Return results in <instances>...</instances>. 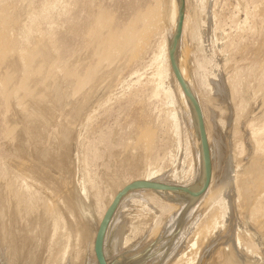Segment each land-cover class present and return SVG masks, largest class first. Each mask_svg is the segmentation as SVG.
<instances>
[{"label":"rangeland","instance_id":"1","mask_svg":"<svg viewBox=\"0 0 264 264\" xmlns=\"http://www.w3.org/2000/svg\"><path fill=\"white\" fill-rule=\"evenodd\" d=\"M21 1L23 0H10V1L3 0L0 3L1 4L0 11L2 8V11L0 13V19H1L0 20V35L2 34L1 36H3L2 38H4V40L8 39L6 41H9L10 48L12 46L15 48H19V47L23 49L27 48L29 41H24V39L27 40L25 38L26 29L24 30L22 25L25 24L26 26L28 24L29 19H30L29 17L32 16L31 14L38 13L45 0H27L28 2L27 1L25 3L23 2L24 6H26V3H27L28 5L26 7L29 8L27 10L25 9L24 11H23L24 6H22L23 3ZM169 1L170 0H159V1L158 0H93L94 2L93 4L92 0H65V1L62 0L61 1L62 3L60 2L61 4L59 3V6L66 3L65 5L66 7H64V5L60 6L61 8L58 6L57 9H55L54 11L55 13L53 12L52 14H50L48 18L40 17V19L38 18V20L35 22V26L37 25L38 28L40 27L39 29L41 31H46L55 25L57 26L56 29L51 30L54 33L53 39H50V37L48 36H41V38H39L40 36H36V38L31 39L32 41H34L35 39L39 38L38 40H35L36 42H39L40 44V45L39 44L36 45V46L39 45L37 47V50L35 49L36 46L33 49L34 51L31 50L33 54L34 52L36 53V59H38V61H39V58L41 59L44 56V55L42 57L39 56V53H40L39 50H45L46 46H49V49H50V50L48 49L47 52L51 53L52 51V54L54 57V58L53 57L49 58L50 55L52 56V54H49L46 52L45 56L49 55L48 56L49 59H47V57L46 58L44 57L41 61H39L40 64L43 65V66L42 65L40 66L41 68L39 67L40 72L37 73L38 66L36 67V64L39 65L38 61L37 62L35 61V66L34 64L31 65L32 62L28 64L29 67L26 66L30 68L31 70L27 69L24 66H21L20 58L17 54V50L15 49L11 52L12 54L7 55V58L6 56L3 58L5 60L0 61V84L2 81L4 82L7 78L5 75V71L1 69V67L3 68L1 62L4 63L3 64L4 68L6 69L8 68L6 70L7 75L9 73L8 70L10 69L13 72L16 71L14 70L15 68L14 65H13V68L12 66L8 67L12 63L14 64L16 63V67L18 71L14 73L15 78L16 76H18L17 72L18 73H20V71L22 72L20 77L23 75V72H24V75L22 78L17 77L16 80L14 78L13 81L15 84L13 83V81H11L9 85L14 84L13 86H16L17 88L24 86L27 89L26 90L23 88L25 92H23L22 88L19 89L20 92L16 91L18 95H20L22 92V96L21 95L18 96L17 102L15 100L16 97L14 98L15 93L12 94L13 91L15 92L14 87H13L14 90L11 89L12 85H10L11 88L8 85L9 90H7V87H6V89L3 91L5 92V93H2L4 97L0 94V179L1 177H3V175H6L12 181H14V179L17 178V176L22 178L24 173L25 174L27 173V175H29V178H30L28 179V182H30L29 185L27 184L28 183L27 181H24L26 182V185L24 184L23 181H20L21 178L18 179V181L17 179H15L17 181V184L15 185L16 188H13L15 186L11 188V190L13 189L12 192H14L17 189V187H19L21 182H23L22 186L24 185L33 186L34 189H37V187L40 186V183H41V186L38 187V189L39 191L41 190L40 192H42L39 194L40 197L43 194L42 201H41L42 205L46 204L44 202V199L48 200V201L46 200L48 205L49 204L51 205L53 203L52 201H56L55 202L56 206H54L53 204L52 206L49 205V207L52 208V209L50 208L51 210L54 209L53 210L54 212L51 211L52 213L54 214L59 213V212L62 213L61 211H64L63 209L68 208V206H70L69 208H73V211H72L73 218L74 217L77 218L81 216V211L84 212V210H85V213L82 212V215L87 213L86 216H88L90 212L87 211L86 207L91 206V209H92V205H94L96 201H98V204L100 205L99 207H101L102 204H104L105 202L104 198L107 199L106 197L109 196V193L123 179L135 178L137 175L143 174L144 171L150 170L151 168H154L156 166L157 167L159 166V168L163 167L165 174H167L169 177L168 178L166 177L165 179H162L159 181L157 180V181H152V182H160V183L166 182V183H171L175 185L174 182L170 181V176L172 175L173 172H177L182 177L183 180H181L182 181L181 184H183L184 180L187 179L186 176L188 173V158H187L186 152L184 151L185 146H183L184 145L183 138L185 134H186L185 137L187 141L189 142V144L190 143L193 144L192 147L191 145L189 146H190L191 152L193 151V153H191V156H193L192 158L197 162L196 171H195V176L197 179V172L198 171L200 172V168H201L199 165L201 164L200 162L201 156L200 157L198 156L197 158L196 156H197V150H199L201 143L198 138L199 145H200L199 146L197 143V138L195 137V135H193L194 131L191 129L192 126L190 124L189 118L187 117L188 108L185 105L181 104L180 102L178 103L179 111H182V109L184 108L182 112H179L180 118L183 124L182 125L183 132H181V129H180V134H176L170 127H165L166 115L164 112L161 113L160 99H156L151 96L153 87L152 88L150 87L152 85L149 84V86L143 87L142 89L140 86H138L139 83L145 84L148 81V79H150V77L152 76V73L154 70H153V67H151L152 66L151 59H153L154 55H156V51L158 49L157 46L159 45L158 43H160V40L165 39L167 41V44L169 45L168 51H169V54H171V41H170L171 28L168 23ZM192 2L194 5L196 4V2H198L199 7L201 5V0H193ZM90 3L92 5H89ZM203 4H204V8L200 9V14L198 15V17H196V19L198 18V21L200 22V30H199L200 38L197 41H193L192 43H189V46H188L189 49L187 47V53H188L187 55L189 59L185 58V62L187 61L185 65L187 64L188 72H190L189 75L192 76L193 70L197 64V59H198L196 52L194 51L195 50L194 47H197L200 50L202 49L204 51V54L202 52V56L203 57L205 56L204 59L208 60L210 58V60L212 61L211 70L210 69L207 70L208 75L213 70V68H215V70L217 71L216 72L217 76L215 75L213 78H210L211 79L210 81H212V82H209L210 87L214 88L213 82L214 81L218 82V80L219 81L221 80V84H222L221 86L224 87L223 91H221L222 90L221 89L220 91H218L217 94L211 93L210 96H208L207 98V99H210L212 97V101L214 99L213 101L214 103L212 102V106L214 109H212L213 110L211 111L212 113L210 112V116L209 115L205 116V121L206 122H209V120H211L210 122L216 121L217 122L216 124L218 125V126L217 125L215 126L217 128H215L213 133L211 131L207 132L209 134L206 133L208 146H209V153L211 157V182L210 183H212V185L211 184L209 185V188H208L209 190H207V192L204 194L205 196L203 200L198 202L195 208L191 210V213L189 215H192V216L187 217L189 221L186 227L187 231H185V235L183 236V238L180 239L179 243L177 242L178 245L177 247H175L176 249H173L174 246L171 247V245L169 246L168 245L169 243L166 242V240L169 239L170 235L167 232H163L164 230L159 231V233L154 232L153 234H150L149 236L145 232L143 236L141 235V236L134 237L135 232H133V229H132L133 225L135 224L136 225L135 228H139L141 231V229L144 227V223L147 222L149 218L146 216H148L150 213V212L148 213V210L145 207L143 209L144 205L142 204V200H140L141 203L134 202L130 207H128L125 210L126 212L123 215L124 219L128 221L127 223L126 221L122 220L123 219L122 216L119 218L112 219L111 221V224L109 226L110 229L108 233L106 234L107 237L105 236V242H104L105 257H106L108 264H128V263L130 264L129 261L131 260V258H134L136 256H141L144 254H148L147 256H149V254H153L152 251L154 250V248L156 249L157 246H159L160 244L161 246L162 245L164 246L165 242H166L165 246L167 245L166 247L168 246L171 247L173 251L176 250L178 251L176 253H179V254H181L182 252H183L182 254L185 253V257L187 256L188 259L192 258L193 260L194 257L197 255L195 257V260H193L194 261L193 264H228L229 262H230L229 264H235V262L236 264H239L240 262H241L240 264H264V196H262V194H264L263 192L264 191V179H263L264 178V175H263L264 174V130H263L264 129V0H203ZM4 5L5 7L7 6L8 9H5V7H2ZM91 6L93 7L91 8ZM63 7H64V11L62 12ZM159 7H161L162 24L159 23L157 27L149 30L148 31L149 34L147 33L145 36H143L144 39L143 37L139 39L137 37L133 39L134 41L133 43H130L132 46L130 44L126 45L127 46L126 49L129 48L130 46H131L130 49L131 50L133 49L132 56H131L132 53L130 49L127 55L126 53L123 55L120 54L126 51L125 49L124 51L119 52L121 50L120 48V50L118 51L119 55L118 53L114 54V57L116 58L114 57L112 59L109 58L110 62L108 63L107 62L105 63L104 60H102V58H99V57L104 56L105 51H106L105 49H107L106 45L103 44L107 36L120 37L119 34L121 33L120 34L121 37L122 35H124L123 36L124 38L125 36L129 34V32L135 35L138 34L141 28H143V24L145 22V19L143 18H145L146 14L152 12L153 8L156 9ZM3 8L5 10H3ZM186 8H187V5L185 9ZM21 10H22L23 15H19L21 14ZM91 10H93L92 11L93 13L91 12ZM91 13L92 15H90ZM1 14H2V17H1ZM99 15H102L100 16L101 18H99ZM4 16H7L9 18L5 17L6 18L5 19L3 18ZM97 16L98 18L96 19V23H95V18ZM98 19L102 20L101 23H103V19L104 21L106 20L111 21V19L113 20L110 22V24H107L109 25V27H106L107 26L105 25L106 22H104V24L101 25L100 22L99 23L97 22L99 21ZM2 21L6 23L5 24L3 22V24L8 25V26H5V25L3 26V24H1ZM10 23L13 25H11ZM14 23L16 24L14 25ZM95 24H100L102 26L100 30H102L103 32L101 31L102 33H100L98 31L100 35L96 33V35H98L97 37L95 35L94 38L92 37V39L90 37L87 38V34L91 30H93V28H95ZM127 26L129 28V31L128 29H126L127 34L126 33L122 34L124 31H126L124 29ZM21 28L23 29V31ZM239 28L242 30H240ZM60 30H62L63 32ZM106 30H108L107 33H106ZM122 30L124 31L122 32ZM71 32L73 33L71 34ZM239 33H242V34H239ZM9 34L12 36L10 37ZM185 34H183L184 37L186 36ZM240 35H242V37L244 36L241 39V41H239L241 37ZM1 36H0V40H3ZM18 36L20 40L22 41L19 40ZM146 36L148 38H146ZM90 39L91 41H93V44L90 42ZM41 41H45L44 43L46 44L44 45V43H41ZM140 41L142 42V44L143 42L145 44L140 45L141 44ZM11 43H12V46H11ZM47 43L49 44L52 43L51 46L53 47H51L49 44L47 45ZM88 43H91V46H89V48L86 47V45L87 46L89 45ZM97 43H100L102 45V48ZM135 43L136 44L138 43L137 46H135L136 45ZM123 44L124 43L122 42V46ZM139 45L141 46L140 47L141 49L138 47ZM230 45L233 47H231ZM133 46L135 47V50L137 51V53L134 50ZM50 47L53 48V50ZM98 48L100 50H98ZM54 51H56V54L53 53ZM96 51L99 57L97 53L95 54L97 55L95 57L94 53ZM99 51H101V54ZM90 52H91V55H89ZM129 52H130V55H129ZM88 55L90 56L89 58H88ZM33 56H35V54ZM70 57H73V58H70ZM16 58L17 60H15ZM46 59L49 61L50 59H52L51 64H48L49 61H46ZM54 59L57 61H55ZM66 59L67 60L69 59V63L67 61V64H64L65 63L64 61ZM98 59L102 60L103 64L105 63L104 65L105 67L103 66L104 68L102 67V70H101L102 61H99ZM7 60L9 61V63L10 61H12L11 64L9 63L6 64ZM72 62H74L73 65H72ZM77 63L79 65H77ZM52 64H55V66L54 65L52 66ZM96 64H97L98 69L95 68ZM98 64L100 65V67L98 66ZM48 65H49V68L47 67ZM79 66L81 69L79 68ZM118 66H119V69H121V71H119ZM56 67L58 69H56ZM169 67L171 69V65H169ZM47 68H48V72H47ZM88 68H90L91 70L94 68L93 69L95 70L94 72L97 71L96 74L93 73V70L89 71ZM21 69H23V71ZM55 69L56 70L60 69L59 73L62 75L57 73L58 71L55 72ZM61 69H63L62 73L60 72ZM109 69H110L112 77H110L109 75L110 74ZM154 69H155V66H154ZM44 70L46 71L44 72L45 74L43 73ZM31 71L32 72L35 71L34 77H33L34 74L31 73ZM88 71L89 73H86ZM46 74H48V77H49L48 79H47V76H45ZM49 74L51 75V77ZM68 74H70V78ZM87 74L89 77L86 76ZM10 75L11 77H13V73L11 72L8 75L9 81L11 80ZM28 75L29 76L31 75L29 79L30 82L28 81V78H29ZM96 75H97V79H96ZM40 76L42 77V79L40 78ZM44 76L47 79L45 80L47 83L44 82ZM101 76H102L101 79H103L102 80L103 82L101 81V79H99ZM173 76L174 74L171 69V77ZM24 77L27 78V82L24 80L26 79ZM54 78H55V81L53 80L54 81L53 83V81L51 82V80ZM71 78L72 79L75 78V83L74 81L72 82V80H70ZM85 78H88V82H84V81H87ZM183 78L186 81L184 75H183ZM219 78H222L225 80L222 81V79H219ZM193 79L194 81H196L197 85H200V81H201L200 75L194 77ZM48 80L51 83H48ZM93 80L95 81L92 83ZM19 81L22 84H19ZM24 81L26 85L29 83L28 86H29L30 91L28 90V86L26 87V85L23 84ZM79 81H82L83 85ZM105 81L106 82L108 81V82L106 83ZM39 83H41L40 86H39ZM43 83H45L44 87H43ZM78 83L80 84V86H78L79 85ZM104 83H105V87L103 86ZM225 83H226V86H225ZM35 84L37 85L34 86ZM72 84L74 88L71 86ZM19 85H22V86H19ZM99 86L102 89L99 88ZM32 88L34 90H32ZM41 88H44V89L46 88L45 90L47 91L46 94L44 93V90H42ZM47 88H49L48 90L50 91V93L47 90ZM139 89H141L140 92H139ZM80 90H82V92ZM70 91H71V94H70ZM27 92L30 94H28ZM94 92L96 94H94ZM17 93L15 96H17ZM40 93H43L44 95L40 96L42 95ZM47 93L50 94V96L48 94L50 101L51 99L53 100L51 102L48 101L47 103H45L48 97L46 98V101H43V100L47 96ZM10 94L12 95L11 101L10 100L7 101L6 99L7 97L9 99V96H11ZM26 95H28V97H26ZM69 95H71L72 98ZM87 96L89 97L87 98ZM138 96L140 97L138 98ZM149 96H151L152 99ZM21 97H22L21 100H23V102H21V100L19 101V98ZM38 97H39V100H38L39 103L37 102ZM65 97L67 99H65ZM148 97L150 98L151 101L149 100ZM64 99L67 103H65ZM87 99L88 101H86ZM227 99H229L230 102ZM24 100H26L27 102ZM40 100L42 101L40 102ZM5 101L8 106V110H7L8 115H6L5 113V108H6ZM247 101L248 102L250 101L251 103L250 102L247 103ZM32 102L34 104H32ZM56 102H59V103L57 104ZM20 103H21V106H20ZM23 104H24V108L26 107L24 110H26L27 108L28 109L26 110L27 112L23 110V112L20 113L18 112V108L23 107ZM246 104L248 105L246 106ZM14 106L17 108V109L15 108L16 110L13 109ZM260 106H262L263 110H261ZM158 107L160 110L158 109ZM243 108H245L244 114L242 110ZM57 109H60V110L58 111ZM78 110H80V112ZM166 110H167V107H165V112ZM257 110H259V112ZM15 111H17L16 115H15L16 113ZM189 111L191 115V107H189ZM36 113L38 116H36ZM226 113L229 115L228 117L226 116L227 115ZM31 114L33 118L31 117ZM68 115H70L71 117H69ZM224 115L225 117H227L226 119L225 117L224 118L221 117ZM67 117L70 120L67 119ZM191 118H192V115H191ZM88 120L89 122L91 120V125H88L90 124L88 123ZM61 121L64 123L60 124ZM218 121L220 124L218 123ZM74 123L76 125H72V127H70L71 124H74ZM86 125L89 127H87ZM61 126H62V129H61ZM151 128H153L152 132H154L150 136L151 140L149 138L150 140L149 144L151 145L148 144V146L145 147V144L143 145L142 140L141 141L139 140L145 133L144 130L147 129L150 131ZM9 129L11 133L9 132ZM254 129H260V130L262 129L260 131V133L261 132L262 133L259 134L256 138L257 140H259V142L262 141L261 147L259 148H257L256 143L253 141L251 137L252 136L251 131ZM139 132L140 134L142 132L143 133L140 135ZM9 134L10 136L13 135L11 136L10 139L8 138ZM5 135L7 139H5ZM54 137L56 139H54ZM195 140L197 144L195 143ZM9 141L10 143H8ZM58 141L59 142L61 141L60 143H62V145H60ZM217 142L220 143L219 146H221V148L218 146ZM134 143H136L137 145ZM138 146L140 147L138 148ZM194 146H196V150L194 149ZM91 152L93 155L91 154ZM198 154H199V151H198ZM88 155H90L91 158L87 164H84L82 160H84ZM22 157H24V159ZM217 157H219L220 160ZM22 159L24 162L26 161L25 165L28 163L30 164L32 163L33 167L32 165H28V166L26 165L27 167L24 166L23 165L24 162L22 161ZM28 160L31 162H29ZM10 161H12L13 163ZM259 161L260 163H258ZM18 162L19 163L22 162V164H18ZM152 162H154L153 166H152L153 164ZM9 163L10 164L12 163L11 165L13 167L14 166L18 167L19 165L20 167L18 169H16L15 167L11 168L12 166L8 165ZM257 163H258V166H257ZM21 165L25 168L21 167ZM34 165H36V167H34ZM30 166L32 168H35L34 170L36 172L28 171L29 169H31L29 168ZM37 166L39 168H37ZM253 166L255 168H252ZM256 167H258L259 171L256 169ZM20 168L23 170H21ZM13 169H15L16 171H13ZM212 171L214 172V174ZM260 171L261 173H259ZM33 173L36 175H34ZM31 174H33L34 177H32ZM83 174L84 175L88 174L89 176V177L87 176L88 180L89 178L90 180L93 179L92 181L94 183L95 190H94V193L92 194V197L89 196V198L87 199V201L89 200L87 203L84 202L82 204L83 201L80 198L81 202L79 203L82 204L80 205L79 203H77L78 201L75 202V200L77 199L79 200V197L77 196L78 192L81 191V189L87 190L89 188V186L85 184L86 183L85 181L87 180V178H85L86 176L84 177ZM40 175H42L41 179H40ZM36 176L37 177L39 176V177L37 178ZM224 176L226 177V179H224L225 178ZM54 179H57V181ZM58 181L59 183H57ZM234 182L236 183L234 184ZM37 183H39V185H36ZM68 183L70 186L68 185ZM61 184H63V187H60L62 189L60 190V192L57 193L56 189L54 190V188H58L57 190L59 191L60 189L59 186H62ZM176 185H179V184H176ZM43 186L44 187L46 186L45 187L46 189ZM102 187H104V190L102 189ZM218 188H220L219 189L220 193L223 192L222 193L223 196H221V198L224 200L225 204L226 203L229 204L232 202L230 204V207L231 206L232 207L229 208V205L226 204L228 206L227 209L229 210L228 213H226L223 220L218 221L219 223H217L215 230L211 233L209 232L208 234L207 233L208 231L207 232L205 231L207 229L205 228L204 225H206V227L207 226L209 227L211 226L213 222L212 219L210 218L211 216H209L208 214H210V212L211 213L214 212L213 210L215 209V207L213 206L214 208L212 210L211 208L212 205L210 204H212L211 201H213L212 195L214 197V194L217 193ZM1 189H0V194L3 195L5 192L3 191L2 193ZM34 189L31 188L30 192L33 193L35 191ZM51 189H53V191ZM67 189H69L70 191ZM44 190H46V192ZM214 191H216V193H214ZM224 191H225L226 196H224ZM12 192L8 191V195H6L7 193H5L3 197L0 195L1 196L0 204H2L0 205L1 207L0 212L3 208L2 214H4L3 216H0V264H49L48 256L49 255L52 256V254L50 253L51 252L58 253L60 249V246L56 244L54 246V248L55 247L56 248L55 249L52 248L53 251H51L52 249H50L51 252H49L48 250L50 247L48 241L52 234L51 233L52 229L51 227H49L51 224L50 215L48 218V216H46L47 215V212L45 211L46 209L44 210V208L42 209L40 207L42 210L38 209V211L35 212L28 219L29 221H27V223L22 226L21 223L18 221V218H14L17 216L14 215L13 217L11 214L9 215V213H13L14 210L12 208H14L15 206L13 207L12 205L17 201V199L16 200L12 199V197L13 198L15 197L14 195L12 196L13 194ZM64 192H65V195H60L62 193L64 194ZM55 193H57L56 194L57 199L53 198L55 197ZM51 194H53L52 197H51ZM132 195L131 196L134 200L137 199V197L140 198L138 192L133 193ZM68 196L69 198H72V199H69ZM135 196L137 197L135 198ZM5 198L7 199V201ZM19 198L21 200V197ZM49 199H51L52 201ZM226 199L227 201H225ZM180 200L181 201L179 205L181 204V207H182V205L184 204V201H182L183 199H180ZM9 201L11 202V204L12 203L13 204L11 205ZM69 201L70 203L73 201L72 202L73 205L72 203L70 204ZM49 202H52V203H49ZM3 204L9 208L8 211L6 210L7 209L6 206L4 208ZM76 204L78 205L77 207H76ZM60 205H62L61 208L59 207ZM79 205L81 206V208L83 207L84 210L81 209ZM257 207H262L263 209L260 213L254 216L252 213L254 209ZM11 209L13 211H10ZM94 213L92 214L96 216V212ZM45 216L48 219H46ZM86 216L84 215L85 218ZM13 218L15 220H13ZM68 218H69L68 220L72 219L71 216H69ZM196 220L197 221L201 220V221L199 223ZM47 221H50V224ZM86 222H87L86 220L84 221L82 220V225L84 224L85 226V224H87ZM255 222H257L258 224ZM131 223H134L132 227H131ZM199 227L200 228L202 227L203 229L202 228L200 229ZM69 229L71 230L70 226H69ZM198 230H201V231L203 230L202 231L203 233H201L202 235L199 234V237H198V233L196 234V232H200ZM73 231L71 230L70 232H73ZM194 231L195 233L193 235ZM187 232L188 234L191 233L189 234V237L186 236L188 235ZM81 233H80V236L82 237ZM162 233L163 234L165 233V234L163 235ZM197 239L198 241L200 240L199 244H198ZM203 239L204 240L206 239V240L204 241ZM61 241L58 240L57 243L59 244ZM84 241L85 239L84 240L82 239L83 247L85 243ZM195 242H197L196 243L197 246L195 244V250L198 252V254L196 255L194 253L195 251L194 246L192 247V245ZM150 243L152 245L149 246L146 250H143V248H146V246L150 245ZM200 244H202V246ZM169 247L166 248L165 250L166 253H169L172 251L170 250ZM181 248H183V251ZM55 250H57V252ZM73 250H74V247L72 251ZM132 252L133 254L128 255L129 253H132ZM82 254H84L82 255L83 258H81L82 259L81 262H77V264L79 263L80 264H98L96 255L94 257L96 258V261H95V259H93L92 256L90 255V252L88 251V249L84 250V253L82 251ZM94 254H95V251H94ZM155 261H153V258L151 256L149 260H145L140 264H155ZM64 264H68V262H65ZM69 264H76V262L74 263L69 262Z\"/></svg>","mask_w":264,"mask_h":264},{"label":"bare ground","instance_id":"2","mask_svg":"<svg viewBox=\"0 0 264 264\" xmlns=\"http://www.w3.org/2000/svg\"><path fill=\"white\" fill-rule=\"evenodd\" d=\"M3 0H0V3L2 2ZM10 1V0H9ZM27 0H23V1H21L22 3L24 2H26ZM62 0H45L44 1V3L42 4V7L40 8V10H39V12L38 13H36V14H31L32 16L31 17H27L28 19H29V22H28V24L25 26V24L24 25H22V27L24 28V30L26 31V33H25V38L27 39V40H25L24 39V41H29L28 42V45H27V48L26 49H23V48H21V47H19V48H15V47H13L12 46V43H11V48L9 47V41H6V40H8V39H6V40H4V38H2L3 36H1V38L3 39V40H0V61H2V60H5V59H3L5 56H6V58H7V55L8 54H12L11 52L15 49V50H17V54H18V56H19V58H20V65L21 66H24V67H26V66H28V64L29 63H31V65L32 64H34V66H35V61L37 62L38 61V59H36V53L34 52V54H35V56H33L34 54H33V52H31V50H33L34 49V47L37 45V44H39V42H36L35 40H38L39 38H41V36H48V37H50V39H53V35H54V33L51 31V30H53V29H56L57 28V26L55 25V26H53V27H51V25H50V27L51 28H49L48 30H46V31H41L39 28H38V26L36 25L35 26V22L38 20V18L40 19V17H45V18H48L49 16H50V14H52L54 11H55V9H57V7L59 6V3L61 2ZM65 1V0H64ZM159 1V0H158ZM193 0H185V7H186V5H187V8L184 10V16H183V28H182V34H181V40H180V42H179V47H178V50H177V52H175L174 54H169V51H168V47H169V45L167 44V41L165 40V39H162V40H160V43H158L159 45L157 46L158 47V49H157V51H156V55H154V58L153 59H151L152 61V66L151 67H153V73H152V76L150 77V79H148V81L144 84H140L139 83V85L138 86H140L141 87V89L143 88V87H146V86H149V84L150 85H152L150 88H152L153 90H152V97L153 98H156V99H160V102H161V106H160V109H161V113L162 112H164L165 113V115H166V117H165V120H166V122H165V127H170L173 131H174V133H176V134H180V129H181V132H183V127H182V120H181V118H180V114H179V112H182L183 111V109H182V111H179V106H178V103L180 102L181 104H183V105H185L187 108H188V111H187V117L189 118V121H190V124H191V129L194 131V133H193V131H192V133H193V135H195V137L197 138V143H198V145H199V140H198V138H199V136L197 135V132H198V130H197V128H196V124H195V120H194V116H193V113L191 112V115H192V118H191V115H190V111H189V107H190V104H189V100H188V98L186 97V95H185V92H184V90H183V87L180 85V83H179V81H178V77L176 76V74H175V70L173 69V65L174 64H176L177 65V69H178V72H179V74L181 75V77H182V79H183V81H185L184 80V78H183V75L185 76V79H186V83H187V85L189 86V87H191V89L194 91V93H195V96H196V98H197V100H198V102H199V104H200V107H201V113H202V115H203V119H204V124H205V134L209 131H211L212 133H213V131L215 130V128H217V127H215L217 124V122L215 121V122H210L211 120H209V122H206L205 121V116L207 115H209L210 116V112L211 111H213L212 109H214L213 108V106H212V102L214 101V99H213V101H212V97L210 98V99H207L208 98V96H210V94L211 93H215V94H217L218 93V91H220L221 89V91H223V88L224 87H222L221 85V80L219 81L218 80V82L217 81H214L213 82V85H214V88H211L210 87V84H209V82H212V81H210L211 79L210 78H213L217 73V71L215 70V68H213V70L210 72V74L208 75V73H207V70L208 69H210L211 70V64H212V61L210 60V58L208 59V60H205L204 58H205V56L203 57L202 56V52H203V54H204V51L201 49H198L197 47H194L195 48V52H196V55H197V57H198V59H197V64H196V66H195V68H194V70H193V74H192V76H190L189 74H190V72H188V69H187V64L185 65V63H187V61L185 62V58H188V53H187V47L189 46V43H192L193 41H197L200 37H199V30H200V22L198 21V18L196 19V17H198V15L200 14V9H203L204 8V4H203V0H201V5H200V7L198 6V2H196V4L194 5L193 4V2H192ZM5 2V1H4ZM28 2V1H27ZM92 2H93V0H92ZM95 2V1H94ZM94 2H93V4H94ZM187 2V3H186ZM24 3L22 4V6H24ZM62 3V2H61ZM60 3V4H61ZM68 4V3H67ZM1 5V4H0ZM21 5V4H20ZM28 4L26 3V6H27ZM62 5H64V7H66L65 5H66V3L65 4H62ZM62 5H60V6H62ZM89 5H92L91 3L89 4ZM159 5V4H158ZM157 5V6H158ZM26 6H24L23 7V11L26 9H29V8H27ZM59 6V7H60ZM1 7V6H0ZM2 7H5V5L4 6H2ZM11 7V6H10ZM14 7V6H13ZM64 7H63V10H62V12L64 11ZM93 6H91V8H92ZM61 8V7H60ZM5 9H8L7 8V6L5 7ZM4 8H3V10H5ZM96 9H97V7H96ZM168 9H169V15H168V23H169V25H170V28H171V33H170V41H172V38H173V35H174V33H175V31H176V29H177V25H178V21H179V17H180V13H179V2H178V0H170L169 1V7H168ZM100 10V9H99ZM154 10V11H153ZM1 11H2V8H1ZM1 11H0V13H1ZM58 11H59V9H58ZM87 11V10H86ZM93 10H91V12H92ZM98 11V10H97ZM4 12V11H3ZM3 12H2V14H3ZM70 12V11H69ZM188 12H189V14H188ZM13 13V12H12ZM34 13V12H33ZM55 13V12H54ZM93 13V12H92ZM92 13L90 14V15H92ZM98 13V12H97ZM248 13V12H247ZM2 14H1V17H2ZM26 14V13H25ZM28 14V13H27ZM88 14V13H87ZM99 14V13H98ZM17 15V14H16ZM19 15H23V13H22V10H21V14H19ZM30 15V14H29ZM247 15V14H246ZM18 16V15H17ZM100 16H102V15H99V18H101ZM250 16V15H249ZM5 17H7V16H4L3 18H5ZM14 17H16V16H14ZM14 17H12V18H14ZM2 18V19H3ZM7 18H9V17H7ZM98 18V16L95 18V23H96V19ZM254 18V17H253ZM6 19V18H5ZM16 19V18H15ZM15 19H13V20H15ZM24 19V18H23ZM143 19H145V22H144V24H143V28H141V30H140V32L138 33V34H132V33H130L129 32V34L127 35V36H125L124 38H123V36L124 35H122V37H121V33L119 34V36L121 37H116V36H107L106 38H105V40H104V42H103V44H105L106 45V47H107V49H105L106 51H105V54H104V56H102V57H99V55H98V53H97V51L98 50H100L99 48H98V50L94 53V55L97 53V55H98V57L99 58H102V60H104V62L106 63H108V62H110V60H109V58H113L114 57V54H117L118 53V55H119V52H122V51H124L125 49H126V45H128V44H130V43H133L134 41H133V39L134 38H137L138 37V39L139 38H142L143 36H145L147 33H148V31L149 30H151L152 28H155V27H157L158 25H159V23H161L162 24V22H161V7H159V8H153L152 9V12H150V13H148V14H146V16H145V18H143ZM142 19V20H143ZM251 19V18H250ZM1 20V19H0ZM26 20V19H25ZM99 20V19H98ZM113 19H111V21H112ZM8 21V20H7ZM110 20H106V21H104V19H103V23H101L102 22V20L100 19L99 21H97L98 23L100 22V24L102 25V24H104V22H106V24L105 25H107V24H110V22H111ZM3 22L4 21H2L1 22V24H3ZM167 22V21H166ZM5 23V22H4ZM20 23V22H19ZM91 23V22H90ZM164 23V22H163ZM168 23H167V25H168ZM177 23V24H176ZM6 24V23H5ZM5 24H3V26L5 25ZM11 24V23H10ZM9 24V25H10ZM16 23H14V25H15ZM100 24H95V28H93V30H91L88 34H87V38L88 37H90L91 39H92V37L94 38V36L96 35V33L98 34V35H100L99 33H98V31L100 32V33H102L103 31L102 30H100V28L102 27ZM128 24H130V23H128ZM134 24H135V22H134ZM133 24V25H134ZM11 25H13V24H11ZM54 25V24H53ZM165 25H166V23H165ZM5 26H8V25H5ZM40 26V25H39ZM64 26V25H63ZM128 26H130V25H128ZM128 26L127 27H125V29L124 30H126V29H128V31H129V28H128ZM66 27V26H65ZM106 27H109V25H107ZM167 27V26H166ZM169 27V26H168ZM59 28V27H58ZM62 28V27H61ZM67 28H68V26H67ZM70 28V27H69ZM133 28V27H132ZM161 28V27H160ZM22 29V28H21ZM64 29V28H63ZM73 29H75V28H73ZM134 29V28H133ZM240 29V28H239ZM253 29V28H252ZM251 29V30H252ZM59 30V29H58ZM68 30V29H67ZM124 30H122V32L124 31ZM240 30H242V29H240ZM239 30V31H240ZM4 31V30H3ZM5 31H6V29H5ZM22 31H23V29H22ZM60 31H62V30H60ZM72 31V30H71ZM102 31V32H101ZM107 31L108 30H106V33H107ZM158 31V30H157ZM63 32V31H62ZM68 32V31H67ZM110 32V31H109ZM127 32V30L126 31H124L122 34H124V33H126ZM201 32H202V30H201ZM254 32V31H253ZM73 32H71V34H72ZM186 33V34H185ZM23 34H24V32H23ZM104 34V33H103ZM102 34V35H103ZM127 34V33H126ZM149 34V33H148ZM183 34H185L186 36L184 37V35ZM206 34V33H205ZM239 34H242V33H239ZM10 35V34H9ZM98 35H96V37L98 36ZM105 35V34H104ZM109 35V34H108ZM202 35V34H201ZM260 35V34H259ZM12 35H10V37H11ZM36 36H40L39 38H37V39H35L34 41H32L31 39H33V38H36ZM239 36V35H238ZM241 37H240V40L239 41H241V39L244 37H242V35H240ZM101 37V36H100ZM99 37V38H100ZM18 38H19V36H18ZM23 38V37H22ZM120 38V39H119ZM146 38H148L147 36H146ZM91 39H90V42L93 44V41H91ZM143 39H144V37H143ZM142 39V40H143ZM10 40V39H9ZM19 40H20V38H19ZM30 40H31V42H30ZM94 40V39H93ZM97 40V39H96ZM100 40V39H99ZM147 40V39H146ZM20 41H22V40H20ZM50 41V40H49ZM45 41H41V43H44ZM122 42L124 43L123 44V46H122ZM136 42V41H135ZM141 42V41H140ZM234 42V41H233ZM91 43H88L89 45L87 46L86 45V47L87 48H89V46H91ZM101 43V42H100ZM100 43H97V44H99V46H101V48H102V45L100 44ZM24 44V43H23ZM46 43H44V45H45ZM49 43H47V45H48ZM51 44L52 43H50L49 45L51 46ZM136 44V43H135ZM138 44V43H137ZM137 44L135 45V46H137ZM140 44V43H139ZM143 44H145L144 42H143ZM142 44V42H141V44L140 45H143ZM229 44H231V43H229ZM26 45V44H25ZM40 45V44H39ZM38 45V46H39ZM43 45V44H42ZM131 45V44H130ZM138 46L139 48L141 47V46ZM38 46H36V50H37V47ZM104 46V45H103ZM132 46V45H131ZM130 46V47H131ZM191 46V45H190ZM231 46V45H230ZM51 47H53V46H51ZM50 47V48H51ZM96 47H97V45H96ZM123 47V48H122ZM125 47V48H124ZM129 47V46H128ZM130 47L129 48H127L126 49V51H124L123 53H120V54H125L126 53V55H127V53H128V51H129V49H130ZM134 47V46H133ZM231 47H233V46H231ZM77 48V47H76ZM120 48H121V50H120ZM47 49V50H46ZM48 49H49V46H46V48H45V50H39L40 51V53H39V56H43V58L45 57H47V59H49V58H51V57H53V54H52V51H51V53H49V52H47L48 51ZM52 50H53V48H51ZM123 49V50H122ZM137 49V48H136ZM141 49V48H140ZM143 49V48H142ZM188 49H189V47H188ZM190 49H191V47H190ZM228 49H230V48H228ZM227 49V50H228ZM35 50V51H36ZM50 50V49H49ZM120 50V51H119ZM131 50V49H130ZM133 50V49H132ZM132 50H131V56L133 55V52H132ZM134 50H135V47H134ZM34 51V50H33ZM119 51V52H118ZM136 51V50H135ZM37 52V51H36ZM46 52L47 53H49V54H52V56L50 55V57L48 58V56L49 55H46L45 56V54H46ZM100 52V54H101V51H99ZM206 52V51H205ZM53 53H55L56 54V51H54ZM103 53V52H102ZM136 53H137V51H136ZM136 53H135V55H136ZM182 53V54H181ZM89 54V53H88ZM206 54V53H205ZM259 54V53H258ZM89 55H91V52H90V54ZM88 55V58L90 57ZM97 55H95V57L97 56ZM113 55V56H112ZM117 55V56H118ZM121 55V56H122ZM129 55H130V52H129ZM10 56V55H9ZM38 56V55H37ZM56 56V55H55ZM112 56V57H111ZM187 56V57H186ZM227 56V55H226ZM13 57V56H12ZM77 57V56H76ZM97 57V58H98ZM129 57V56H128ZM43 58H39V61H41ZM54 58V57H53ZM70 58H73V57H70ZM75 58V57H74ZM114 58H116V57H114ZM131 58V57H130ZM46 59V61H49V60H47ZM120 59V58H119ZM135 59V58H134ZM189 59V58H188ZM207 59V58H206ZM15 60H17V58L15 59ZM55 60V59H54ZM88 60V59H87ZM99 60V59H98ZM102 60H99V61H102ZM107 60H109V61H107ZM128 60V59H127ZM187 60V59H186ZM8 61V60H7ZM6 61V64L7 63H9V61L7 62ZM38 61V63H39V65H37L36 64V67L38 66V71H37V73L38 72H40L39 71V67L42 65V64H40V62ZM55 61H57V60H55ZM67 61H68V63H69V59L67 60H65L64 62V64H67ZM82 61V60H81ZM80 61V62H81ZM117 61H118V59H117ZM190 61V60H189ZM211 61V62H210ZM11 62L12 61H10V63L9 64H11ZM34 62V63H33ZM50 62V63H49ZM48 62V64H51V62H52V59H50V61ZM43 63V62H42ZM73 63L74 62H72V65H73ZM84 63V62H83ZM98 63V62H97ZM105 63L103 64V61H102V66H101V70H102V67L105 65ZM112 63V62H111ZM124 63V62H123ZM123 63H121V64H123ZM128 63V62H127ZM129 63H130V61H129ZM1 64H2V66H3V68L1 67V69H3L4 71H5V75H6V77L8 78H6V80L2 83L1 82V84H0V94L3 96V94L2 93H5V92H3L5 89H6V87H7V90H9L8 89V85H9V83H11V81H13L14 80V78H15V75H14V73H16V71H18L17 70V67H16V63L14 64V63H12L10 66H8V67H11L12 66V68H13V65L15 66V68H14V70H16L15 72H13L11 69L10 70H8L9 71V73H8V75L12 72L13 73V77H11V75H10V81H9V76L7 75V69L6 68H4V63H2L1 62ZM5 64V65H6ZM60 64H62V63H60ZM75 64H76V62H75ZM55 66V64H52V66ZM56 65H58V64H56ZM77 65H79L78 63H77ZM115 65H117V64H115ZM150 65V64H149ZM169 65H171V69H172V71H173V74H174V76L173 77H171V69H170V67H169ZM43 66V65H42ZM51 66V65H50ZM71 66V65H70ZM81 66H82V64H81ZM96 67L95 68H97V64L95 65ZM98 66L100 67V65L98 64ZM111 66V65H110ZM109 66V67H110ZM113 66V65H112ZM154 66H155V69H154ZM248 66H249V64H248ZM29 67V66H28ZM28 67H26L27 69H30V68H28ZM31 67V66H30ZM48 68H49V65L47 66ZM61 67H62V65H61ZM77 67V66H76ZM105 67V66H104ZM103 67V68H104ZM221 67V66H220ZM19 68V67H18ZM41 68V67H40ZM48 68H47V72H48ZM60 68V67H59ZM79 68H80V66H79ZM112 68V67H111ZM114 68H115V66H114ZM121 68V67H120ZM122 68H123V66H122ZM180 68H181V70H180ZM20 69V68H19ZM43 69V68H42ZM42 69H40V70H42ZM51 69H52V67H51ZM56 69H58L57 67H56ZM55 69V72L56 71H58L57 73H59V70H56ZM81 69V68H80ZM89 69V71L91 70L90 68H88ZM94 69V68H93ZM92 69V70H93ZM98 69V68H97ZM96 69V70H97ZM100 69V68H99ZM106 69V68H105ZM118 69H119V66H118ZM22 71H23V69H21ZM31 70V69H30ZM35 70H36V68H35ZM62 70L63 69H61V73H62ZM91 70V71H92ZM89 71L88 72H86V73H89ZM95 70H93V73H95L96 74V72H94ZM100 71V70H99ZM119 71H121V69H119ZM182 71V72H181ZM35 72V71H34ZM34 72H32L31 71V73H33L34 74ZM44 72H46L45 70L43 71V73ZM75 72H76V70H75ZM74 72V73H75ZM109 72H110V69H109ZM152 72V71H151ZM21 71H20V73H18L17 72V74H18V76H16V78L18 77V78H22L23 77V75H24V72H23V75L20 77V75H21ZM99 73V72H98ZM183 73V74H182ZM192 73V72H191ZM16 74V75H17ZM27 74V73H26ZM26 74H25V76H26ZM45 74V73H44ZM60 74V73H59ZM94 74V75H95ZM104 74V73H103ZM106 74V73H105ZM107 74H108V72H107ZM221 74V73H220ZM50 75V74H49ZM60 75H62V74H60ZM65 75V74H64ZM69 75V78H70V74H68ZM99 75V74H98ZM110 77H112V75H111V72H110ZM198 75H200L201 76V81H200V85H197V83H196V81H194V77H196V76H198ZM227 75V74H226ZM29 76V75H28ZM31 76V75H30ZM30 76H29V78H28V81L30 82ZM35 76V74L33 75V77ZM42 76V75H41ZM40 76V78L42 79V77ZM45 76H47V79L49 78L48 77V74H46ZM45 76H44V82L45 83H47L45 80H47L46 78H45ZM72 76V75H71ZM86 76H88V74L86 75ZM217 76V75H216ZM37 77H38V75H37ZM36 77V78H37ZM50 77H51V75H50ZM62 77V76H61ZM89 77V76H88ZM16 78H15V80H16ZM24 78H26V77H24ZM102 78V76L99 78V79H101ZM104 78V77H103ZM222 78H223V76H222ZM222 78H219V79H222ZM64 79V78H63ZM62 79V80H63ZM83 79H84V77H83ZM87 81H84V82H88V78H85ZM96 79H97V75H96ZM98 79V80H99ZM215 79V78H214ZM21 80V79H20ZM26 82H27V78L26 79H24ZM51 80V79H50ZM55 81V78L54 79H52L51 80V82L52 81ZM68 80V79H67ZM70 80H72V82L74 81V83H75V78H71ZM103 79H101V81H102ZM213 80V79H212ZM223 80H225V79H222V81ZM25 81L23 82V84L24 85H26V83H25ZM37 81V80H36ZM54 81H53V83H54ZM95 80H93L92 81V83L94 82ZM41 82V81H40ZM51 82H49V80H48V83H51ZM71 82V83H72ZM81 84H82V81H79ZM103 82V81H102ZM102 82H101V84H102ZM106 82V81H105ZM108 82V81H107ZM106 82V83H107ZM137 82V81H136ZM220 82V83H219ZM225 82V81H224ZM227 82V81H226ZM13 83H14V81H13ZM45 83H43V87H44V84ZM70 83V84H71ZM138 83V82H137ZM15 84V83H14ZM14 84H10V85H12V88L10 87V85H9V87L11 88V89H13L14 90V88H15V92L13 91H11L12 92V94H14L15 93V95H16V91H19L20 92V88H22V90H23V88L24 89H26L24 86L23 87H20V88H17L16 86H13ZM17 84H18V82H17ZM16 84V85H17ZM19 84H22V83H20V81H19ZM40 84L41 83H39V86H40ZM79 84V83H78ZM136 84V83H135ZM253 84V83H252ZM29 85V83L26 85V87ZM37 84H35L34 86H36ZM49 85V84H48ZM47 85V86H48ZM67 85V84H66ZM83 85V84H82ZM86 85V84H85ZM84 85V86H85ZM99 85V84H98ZM137 85V84H136ZM209 85V86H208ZM245 85V84H244ZM19 86H22V85H19ZM32 86V85H31ZM33 86V87H34ZM46 86V85H45ZM73 88H74V86H73V84L71 85ZM78 86H80V84L78 85ZM87 86H88V84H87ZM104 87H105V83H104V85H103ZM200 86V87H199ZM225 86H226V83H225ZM14 87V88H13ZM42 87V86H41ZM51 87H52V85H51ZM54 87V86H53ZM258 87V86H257ZM17 88V89H16ZM50 88V87H49ZM49 88H47V90L49 89ZM66 88V87H65ZM99 88H101L100 86H99ZM137 88V87H136ZM149 88V87H148ZM226 88V87H225ZM10 89V90H11ZM31 89V88H30ZM42 90H44V93L46 94V92L47 91H45L46 90V88L44 89V88H41ZM85 89H86V87H85ZM102 89V88H101ZM141 89H139V92L141 91ZM147 89V88H146ZM212 89H213V91H212ZM27 90V89H26ZM28 90H29V86H28ZM32 90H34L33 88H32ZM41 90V91H42ZM61 90V89H60ZM98 90V89H97ZM137 90V89H136ZM145 90V89H144ZM243 90V89H242ZM30 91V90H29ZM38 91V90H37ZM49 91V90H48ZM72 91H73V89H72ZM81 92H82V90H80ZM99 91V90H98ZM10 92V93H11ZM23 92H25L24 90H23ZM39 92H40V90H39ZM53 92V91H52ZM83 92H84V90H83ZM92 92V91H91ZM96 92V91H95ZM94 92V94H96ZM229 92V91H228ZM28 93V92H27ZM35 93V92H34ZM33 93V94H34ZM38 93V92H37ZM37 93H36V95H37ZM49 93H50V91H49ZM49 93H47V96L45 97V99L43 100V101H46V98L48 97V99H49V96H50V94ZM60 93H61V91H60ZM75 93H76V91H75ZM89 93H90V91H89ZM88 93V94H89ZM144 93V92H143ZM28 94H30V93H28ZM40 94H42V95H40V96H43L44 94L43 93H40ZM48 94H49V96H48ZM56 94V93H55ZM70 94H71V91H70ZM81 94H83V93H81ZM92 94V93H91ZM254 94V93H253ZM253 94H251V95H253ZM11 95V94H10ZM14 95V98H15V100H16V102H17V100H18V96H22V92H21V94L20 95H18V93H17V96H15ZM64 95H66V94H64ZM255 95H256V93H255ZM257 95H258V93H257ZM1 96V97H2ZM39 96V97H40ZM55 96V95H54ZM71 98H72V96L71 95H69ZM151 96H149L150 98H151ZM215 96V95H214ZM4 97V96H3ZM26 97H28V95H26ZM30 97H31V95H30ZM34 97V96H33ZM39 97H38V99H37V102H38V100H39ZM61 97V96H60ZM60 97H59V99H60ZM89 96H87V98H88ZM93 97V96H92ZM140 96H138V98H139ZM142 97V96H141ZM148 97V98H149ZM248 97H249V95H248ZM251 97H253V96H251ZM255 97V96H254ZM261 97H263V96H261ZM11 98H12V95L11 96H9V99H8V97H7V101H11ZM36 98V97H35ZM41 98V97H40ZM53 98V97H52ZM57 98V97H56ZM150 98H149V100H150ZM219 98V97H218ZM257 98V97H256ZM22 99V97L21 98H19V101ZM25 99V98H24ZM33 99V98H32ZM47 99V101L45 102V103H47L48 101H50V99L48 100ZM59 99H58V101H59ZM62 99V98H61ZM65 99H67L66 97H65ZM65 99H64V101H65ZM68 99H69V97H68ZM91 99V98H90ZM152 99V98H151ZM220 99H221V97H220ZM246 99V98H245ZM261 99V98H260ZM26 100H27V98H26ZM26 100H24V101H26ZM30 100V99H29ZM53 99H51V101H52ZM101 100V99H100ZM227 100H229V99H227ZM31 101V100H30ZM42 100H40V102H41ZM50 101V102H51ZM55 101H56V99H55ZM55 101H54V103H55ZM86 101H88V99L86 100ZM151 101V100H150ZM155 101V100H154ZM157 101V100H156ZM21 102H23V100H21ZM27 102V101H26ZM61 102V101H60ZM184 102V103H183ZM229 102H230V100H229ZM250 102V101H249ZM248 101H247V103H249ZM5 103H6V101H5ZM4 103V104H5ZM29 103V102H28ZM27 103V104H28ZM39 103V102H38ZM54 103H53V105H54ZM57 104L59 103V102H56ZM65 103H67L66 101H65ZM70 103V102H69ZM82 103V102H81ZM214 103V102H213ZM221 103V102H220ZM251 103V102H250ZM262 103V102H261ZM27 104H26V106H27ZM32 104H34L33 102H32ZM48 104H50V103H48ZM6 105V108H5V113H6V115H8L7 113H8V106H7V103L5 104ZM38 105V104H37ZM248 104H246V106H247ZM13 106V105H12ZM20 106H21V103H20ZM30 106V105H29ZM57 106V105H56ZM59 106H60V104H59ZM243 106H245V105H243ZM17 107H19V106H17ZM32 107H33V105H32ZM37 107V106H36ZM66 107V106H65ZM165 107H167V110H166V112H165ZM185 107V108H186ZM219 107V106H218ZM228 107H229V105H228ZM261 107V110H263V108H262V106H260ZM16 107L14 106V108L13 109H15ZM26 108V107H25ZM24 108V104H23V107H19L18 108V112H23V110L25 109ZM31 108V107H30ZM231 108H233V107H231ZM17 109V108H16ZM15 109V110H16ZM28 109V108H27ZM26 109V110H27ZM39 109V108H38ZM47 109V108H46ZM63 109V108H62ZM68 109V108H67ZM158 109H159V107H158ZM159 109V110H160ZM220 109V108H219ZM244 109L245 108H243L242 110H243V114H244ZM10 110V109H9ZM26 110H24L25 112H27ZM32 110V109H31ZM58 111L60 110V109H57ZM234 110V109H233ZM29 111V110H28ZM46 111V110H45ZM52 111V110H51ZM63 111V110H62ZM79 112H80V110H78ZM78 111H77V113H78ZM258 112H259V110H257ZM13 112H14V110H13ZM16 113H15V115L17 114V111H15ZM24 112V113H25ZM53 112V111H52ZM61 112V111H60ZM234 112V111H233ZM212 113V112H211ZM23 114V113H22ZM34 114V113H33ZM75 114V113H74ZM89 114V113H88ZM227 114V113H226ZM35 115V114H34ZM46 115V114H45ZM55 115V114H54ZM185 115V114H184ZM5 116V115H4ZM4 116H2V117H4ZM36 116H38L37 115V113H36ZM60 116H61V114H60ZM67 116V115H66ZM69 117H71L70 115H68ZM94 116V115H93ZM227 117L229 116L228 114L226 115ZM10 117H11V115H10ZM15 117V116H14ZM31 117H32V114H31ZM49 117V116H48ZM47 117V118H48ZM55 117V116H54ZM73 117V116H72ZM221 117H225V115L224 116H221ZM227 117H225V119L227 118ZM33 118V117H32ZM88 118V117H87ZM35 119V118H34ZM39 119V118H38ZM41 119V118H40ZM67 119H69L68 117H67ZM77 119V118H76ZM90 119V118H89ZM91 119H92V117H91ZM93 119H94V117H93ZM192 119H193V121H192ZM210 119V118H209ZM52 120H53V118H52ZM58 120H59V118H58ZM60 120H61V118H60ZM63 120V119H62ZM70 120V119H69ZM207 120H208V118H207ZM222 120H224V119H222ZM221 120V121H222ZM40 121V120H39ZM86 121V120H85ZM84 121V122H85ZM170 121V122H169ZM220 121V122H221ZM50 122V121H49ZM69 122V121H68ZM77 122V121H76ZM62 123H64V122H62L61 121V123L60 124H62ZM88 123H90V124H88V125H91V120H90V122H89V120H88ZM214 123H215V125H214ZM218 123H219V121H218ZM37 124V123H36ZM45 124V123H44ZM48 124V123H47ZM68 124H70V123H68ZM87 124V123H86ZM185 124V123H184ZM220 124V123H219ZM72 125H76L75 123L74 124H71V126L70 127H72ZM188 125V124H187ZM194 125V126H193ZM251 125V124H250ZM87 126V125H86ZM218 126V125H217ZM15 127V126H14ZM64 127V126H63ZM69 127V126H68ZM74 127V126H73ZM87 127H89V126H87ZM189 127V126H188ZM11 129H12V127H11ZM16 129V128H15ZM61 129H62V126H61ZM66 129V128H65ZM148 129V128H147ZM147 129H145L144 130V134H143V136L140 138V140L139 141H141L142 140V143H143V145L145 144V147L146 146H148V144H149V141L151 140V135L154 133V132H152L153 130V128H151V133H150V131L149 130H147ZM156 129V128H155ZM190 129V130H191ZM195 129V130H194ZM251 129H253V128H251ZM14 130V129H13ZM72 130V129H71ZM147 130V131H146ZM187 130V129H186ZM189 130V131H190ZM262 130V129H261ZM260 129H254V130H252L251 132V137H252V139H253V141L256 143V146H257V148H259V147H261V143H262V141L261 142H259V140H257L256 138H257V136L259 135V134H261L260 133V131H261ZM264 130V129H263ZM46 131V130H45ZM56 131V130H55ZM84 131V130H83ZM185 131V130H184ZM188 131V130H187ZM9 132L11 133V131H10V129H9ZM47 132V131H46ZM8 133V132H7ZM143 133V132H142ZM141 133V134H142ZM188 133H190V132H188ZM191 133V134H192ZM13 134V133H12ZM55 134V133H54ZM68 134V133H67ZM139 134H140V132H139ZM140 134V135H141ZM198 134H199V132H198ZM207 134H209V133H207ZM186 135V134H185ZM185 135H184V138H183V142H184V145L183 146H185L184 147V151L186 152V155H187V158H188V173H187V179L186 180H184V183L183 184H181L182 183V181L181 180H183L182 179V177L179 175V173H177V172H173L172 173V175L170 176V181H172V182H174L175 183V185L176 184H179V185H177V186H181V187H188V186H191V185H193V183L196 181V176H195V171H196V161L192 158L193 156H191V153H193V151L191 152V149H190V146L189 145H191V147L193 146V144H189V142L187 141V139H186V137H185ZM192 135V136H193ZM11 136H13V135H11ZM11 136H10V134H9V139L11 138ZM64 136V135H63ZM139 136V135H138ZM137 136V137H138ZM217 136V135H216ZM53 137V136H52ZM57 137V136H56ZM140 137V136H139ZM194 137V138H195ZM207 137V136H206ZM134 138V137H133ZM149 138H150V140H149ZM191 138V137H190ZM215 138V137H214ZM217 138V137H216ZM5 139H7L6 138V135H5ZM54 139H56L55 137H54ZM58 139V138H57ZM111 139V138H110ZM193 139V138H192ZM191 139V140H192ZM12 140H13V138H12ZM53 140V139H52ZM63 140H64V138H63ZM112 140V139H111ZM50 141V140H49ZM56 141V140H55ZM54 141V142H55ZM193 141V140H192ZM214 141V140H213ZM219 141V140H218ZM3 142V141H2ZM61 142V141H60ZM59 141H58V143H60ZM63 142V141H62ZM65 142V141H64ZM134 142V141H133ZM208 142V141H207ZM6 143V142H5ZM8 143H10V141L8 142ZM7 143V144H8ZM46 143V142H45ZM67 143H68V141H67ZM66 143V144H67ZM137 143V142H136ZM136 143H134V144H136ZM195 143H196V140H195ZM194 143V144H195ZM196 143V144H197ZM218 143V146H219V142H217ZM12 144H13V142H12ZM65 144V145H66ZM195 144V145H196ZM46 145V144H45ZM60 145H62V143H60ZM86 145V144H85ZM137 145V144H136ZM140 145V144H139ZM149 145H151V144H149ZM216 145V144H215ZM47 146V145H46ZM93 146V145H92ZM109 146V145H108ZM197 146V145H196ZM196 146H194V149L196 150ZM200 146V145H199ZM217 146V145H216ZM216 146H214V147H216ZM140 146H138V148H139ZM150 147V146H149ZM213 147V148H214ZM220 148H221V146H219ZM219 147H217V148H219ZM62 148V147H61ZM95 148H97V147H95ZM94 148V149H95ZM216 148V149H217ZM256 148V147H255ZM130 149V148H129ZM145 149H147V148H145ZM198 149V148H197ZM262 149V148H261ZM60 150V149H59ZM194 150V151H195ZM219 150V149H218ZM256 150V149H255ZM133 151V150H132ZM145 151V150H144ZM198 151H199V154H198ZM263 151V150H262ZM93 152V151H92ZM92 152H91V154H92ZM189 152H190V154H189ZM201 146H200V148H199V150H197V156H196V158L199 156L200 157V155H201ZM29 153V152H28ZM55 153V152H54ZM59 153V152H58ZM123 153V152H122ZM214 153V152H213ZM147 154V153H146ZM93 155V154H92ZM219 155H220V153H219ZM30 156V155H29ZM172 156V155H171ZM195 156V155H194ZM218 156V155H217ZM21 158V157H20ZM23 159H24V157H22ZM82 158V157H81ZM85 158V157H84ZM90 158H91V156L90 155H88L84 160H82L83 161V163L84 164H87L88 162H89V160H90ZM217 158H219V157H217ZM261 158V157H260ZM23 159H22V161H23ZM43 159H45V158H43ZM148 159V158H147ZM170 159V158H169ZM199 159V158H198ZM263 159V158H262ZM25 160H26V158H25ZM54 160V159H53ZM154 160V159H153ZM155 160H156V158H155ZM219 160H220V158H219ZM16 161V160H15ZM29 161V160H28ZM216 161V160H215ZM10 162H12V161H10ZM24 162V161H23ZM26 162V161H25ZM25 162L23 163V165L24 166H28V165H32V167H33V164L31 163H28V164H26L25 165ZM29 162H31V161H29ZM93 162H94V160H93ZM148 162H149V160H148ZM175 162V161H174ZM200 162H201V160H200ZM217 162V161H216ZM252 162V161H251ZM257 162V161H256ZM8 163V162H7ZM13 163V162H12ZM11 163V164H12ZM17 163V162H16ZM153 163V164H152ZM151 164H152V166L154 165V162H152ZM258 163H260V161L258 162ZM258 163H257V166H258ZM263 163V162H262ZM10 163L8 164V165H11ZM15 164V163H14ZM18 164H22V162H18ZM17 164V165H18ZM35 164V163H34ZM150 164V165H151ZM156 165V164H155ZM158 165V164H157ZM187 165V164H186ZM200 165V164H199ZM242 165V164H241ZM251 165V164H250ZM254 165H255V163H254ZM12 166V165H11ZM26 166V167H27ZM84 166V165H83ZM10 167V166H9ZM15 167V166H14ZM13 166L11 167V168H14ZM20 167V165L17 167H15L16 169H18ZM21 167H23L22 165H21ZM31 166L29 167V168H31V169H29L28 171H35L34 169L35 168H32ZM34 167H36V165H34ZM151 167V166H150ZM149 167V168H150ZM23 168H25V167H23ZM37 168H39L38 166H37ZM36 168V169H37ZM83 168V167H82ZM252 168H255L254 166L252 167ZM21 169V168H20ZM251 169V168H250ZM256 169L258 170V167H256ZM262 169V168H261ZM21 170H23V169H21ZM20 170V171H21ZM147 170V169H146ZM253 170V169H252ZM255 170V169H254ZM13 171H16L15 169H13ZM38 171V170H37ZM84 171V170H83ZM259 171V170H258ZM36 172V171H35ZM34 172V173H35ZM40 172V171H39ZM86 172V171H85ZM87 172H88V170H87ZM86 172V173H87ZM143 172V171H142ZM199 172V171H198ZM198 172H197V175H198ZM213 172V171H212ZM17 173H19V172H17ZM33 173V174H34ZM248 173H250V172H248ZM259 173H261V171L259 172ZM33 174H31L32 175V177H34L33 176ZM37 174H39V173H37ZM43 174V173H42ZM88 174H89V172H88ZM88 174H83L84 175V177L85 178H87V180L85 181L86 183V185H88L89 186V188L86 190V189H81V191H79L78 192V194H77V196L79 197V200H80V198L82 199V204L85 202V203H87L88 201H87V199L89 198V196L90 197H92V194L94 193V190H95V186H94V183H93V179L92 180H90V178H89V180H88ZM182 174V173H181ZM213 174H214V172H213ZM226 174V173H225ZM257 174V173H256ZM12 175V174H11ZM34 175H36V174H34ZM98 175V174H97ZM244 175V174H243ZM264 175V174H263ZM20 176H22V175H20ZM41 176L42 175H40V179H41ZM44 176V175H43ZM59 176H61V175H59ZM67 176V175H66ZM71 176V175H70ZM88 176V177H87ZM178 176H180V177H178ZM27 177V178H26ZM37 177V176H36ZM36 177H35V179H36ZM39 177V176H38ZM37 177V178H38ZM62 177H63V175H62ZM168 178L169 176L167 175V174H165V172H164V170H163V167L162 168H159V166L157 167H154V168H151L150 170H147V171H144V173L143 174H140V175H137L135 178H125V179H123L120 183H118V185L109 193V196H107L106 198L107 199H105L104 198V200H105V202H104V204H102V206L101 207H99L100 205L98 204V201H96V203H94V205H92V209H91V206H88V207H86V209H87V211L88 212H90L89 213V215L88 216H86L87 215V213L86 214H83L82 215V212L83 211H81V216H79L78 214V216L79 217H74L73 218V216H72V211H73V208H69L70 206H68V208H65V209H63L64 208V206H63V210L64 211H61L62 213H56V214H54V213H52L51 211H53V210H51L52 208L51 207H49V205H48V203H47V201L44 199V202L46 203V204H43L42 205V195H41V197H40V193H42V192H40L39 191V189H38V187H40L41 186V183H40V186H38L37 187V189H34L33 188V186H28L29 184H30V182H28V179H30L29 178V175H27V173L25 174L24 173V175L22 176V178L21 177H18L17 176V178H15V179H17V181H18V179H20L21 178V180L20 181H27L28 183V185L27 186H25L26 185V182H24V186H22V184H23V182H21V184L19 185V187H17V189L14 191V192H12L13 191V189L11 190V188L13 187V186H15L16 184H17V181L14 179V181H12L8 176H6V175H3V177H1V185H0V189H1V187H2V189H1V191H2V193H3V191L5 192V193H7L6 195H8V191L9 192H12L13 194H12V196L14 195L15 197L13 198L12 197V199H17V201L14 203V204H16V205H14L13 203V205L11 204V202L9 201V203L14 207V208H12L10 211H13V213H9V215L11 214L13 217H14V215L15 216H17V217H14V218H18V221L21 223V225L23 226L24 224H26L27 223V221H29L28 219L35 213V212H37L38 211V209H43L44 208V210L47 212V215L46 216H48V218H49V215H50V219H51V224H50V221H47V222H49V224H50V226L49 227H51V237H50V239H49V241H48V243H49V252H51V251H53V249H55L54 248V246L57 244V245H59L60 246V249H59V251H58V253H50V254H52V256H48V259H49V264H64L65 262H68V264H69V262H76V264H77V262H81V258H83L82 257V255H84V254H82V251H83V253H84V250H86V249H88V251L90 252V255L92 256V258L93 259H95V261H96V258H94L95 257V254H94V246H95V241H96V237H97V230L99 229V227H100V225H101V223H102V221H103V219H104V217L107 215V213H108V211H109V209H110V207H111V205L113 204V202L115 201V199H116V197H117V195L123 190V189H125V187H127V186H129V185H131L132 183H135V182H141V181H143V182H146V181H148V182H152V181H159V180H162V179H165V178ZM225 177V176H224ZM261 177V176H260ZM213 178V177H212ZM245 178V177H244ZM32 179V178H31ZM43 179V178H42ZM47 179V178H46ZM50 179V178H49ZM58 179V178H57ZM57 179H54V180H56L57 181ZM61 179V178H60ZM65 179V178H64ZM224 179H226V177L224 178ZM240 179H241V177H240ZM262 179V178H261ZM260 179V180H261ZM264 179V178H263ZM70 180V179H69ZM72 180V179H71ZM85 180V179H84ZM223 180V179H222ZM16 181V182H15ZM31 181V180H30ZM33 181H34V179H33ZM32 181V182H33ZM45 181V180H44ZM61 181V180H60ZM225 181V180H224ZM237 181V180H236ZM253 181V180H252ZM38 182H40V181H38ZM42 182V181H41ZM54 182V181H53ZM178 182H180V183H178ZM212 182H213V180H212ZM221 182V181H220ZM258 182V181H257ZM262 182V181H261ZM35 183V182H34ZM57 183H59V181L57 182ZM63 183V182H62ZM65 183H66V181H65ZM162 183H164V182H162ZM166 183V182H165ZM223 183V182H222ZM236 182H234V184H235ZM64 184V183H63ZM63 184H61L62 186H59V188L60 187H63ZM72 184V183H71ZM166 184H171V183H166ZM211 185H212V183H210ZM219 184V183H218ZM226 184V183H225ZM33 185V184H32ZM36 185H39V183H37ZM43 185V184H42ZM45 185V184H44ZM55 185V184H54ZM68 185H69V183H68ZM116 185V184H115ZM172 185H174V184H172ZM254 185V184H253ZM252 185V186H253ZM47 186H49V185H47ZM67 186V185H66ZM70 186V185H69ZM219 186V185H218ZM225 186V185H224ZM251 186V185H250ZM34 187H36V186H34ZM44 187V186H43ZM46 187V186H45ZM44 187V188H45ZM55 187V186H54ZM71 187H73V186H71ZM82 187V186H81ZM215 187V186H214ZM13 188H16V186L15 187H13ZM31 188L32 189H34L35 191L33 192V193H31L30 191H31ZM42 188V187H41ZM47 188H49V187H47ZM76 188V187H75ZM216 188V187H215ZM46 189V188H45ZM56 189V192L58 193V192H60V190L62 189V188H60L59 189V191L57 190L58 188H54V190ZM102 189L104 190V187H102ZM217 189V188H216ZM219 189L220 188H218V191H219ZM224 189V188H223ZM227 189V188H226ZM48 190V189H47ZM52 191H53V189H51ZM67 190H69V189H67ZM66 190V191H67ZM209 190V189H208ZM254 190V189H253ZM45 192H46V190H44ZM70 191V190H69ZM217 191V193H216V191H214V193H216V194H214V197H213V195H212V198H213V201H211V203L212 204H210V205H212L211 206V208H212V210H213V208L215 207V209L213 210L214 212H210V214H208L209 216H211L210 218L212 219V224H211V226H207L206 227V225H204L205 226V228L207 229V230H205V228H204V226H203V228H204V230L209 234V232L211 233V232H213L214 230H215V228H216V225H217V223H219L218 221L219 220H223V218L225 217V215H226V213H228V206L227 205H229V208H231L230 207V204L232 203H229V204H225V202H224V200L221 198V196H223L222 195V193L223 192H221L220 193V191L218 192ZM223 191V190H222ZM55 192V191H54ZM53 192V193H54ZM62 192V191H61ZM109 192V191H108ZM136 192H138V194H139V197L140 198H138L137 196H135V198L137 197V199H133L132 198V194L133 193H136ZM264 192V191H263ZM5 193L3 194V195H1L2 197L5 195ZM44 193V192H43ZM57 193H55V197H53L54 199H57L56 198V194ZM226 193H227V191H226ZM70 194V193H69ZM72 194V193H71ZM47 195V194H46ZM60 195H65V192H64V194L62 193V194H60ZM67 195V194H66ZM108 195V194H107ZM132 195V196H131ZM258 195V194H257ZM0 196V197H1ZM53 196V194H51V197ZM73 196V195H72ZM76 196V195H75ZM204 196L205 195H203L200 199H198V200H192L189 196H187V195H178V194H175V193H172V192H165V191H153V190H136V191H131V192H129L122 200H120V202L118 203V205H117V207L115 208V211L113 212V214L111 215V220H110V223H109V225H108V228H107V231H106V234L108 233V231H109V226H110V224H111V221H112V219H115V218H119V217H123V215H124V213L126 212L125 210L128 208V207H130L134 202L135 203H139L140 202V200H142V204L144 205H142L143 206V209H144V207L148 210V213H149V215L148 216H146V217H149L148 218V220H147V222H145L144 223V227L141 229V231H140V229L139 228H135L136 227V225L134 224V223H131V227H132V225H133V227H132V229H133V232H135V236L134 237H136V236H143L144 235V233L146 232L147 234H148V236L150 235V234H153L154 232H157V233H159V231H161V230H164L163 232H167V233H169V239L168 240H166V242H168L169 244V246L171 245V247H173L174 246V248L173 249H176L175 247H177V242L179 243V241H180V239L181 238H183V236L185 235V231H187L186 230V227H187V225H188V218L187 217H190V216H192V215H189L190 213H191V210L193 209V208H195V206H196V204L198 203V202H200L201 200H203V198H204ZM224 196H226V194H225V191H224ZM262 196H264V194H262ZM19 197H21V200H20V198ZM7 198V197H6ZM5 198V199H6ZM18 198H19V200H18ZM52 198V199H53ZM63 198V197H62ZM68 198H69V196H68ZM67 198V199H68ZM211 198V197H210ZM211 198V199H212ZM224 198V197H223ZM227 198H228V196H227ZM5 199H4V201H5ZM53 199V200H54ZM69 199H72V198H69ZM68 199V200H69ZM77 199V198H76ZM91 199V198H90ZM133 199V200H132ZM180 199H183L182 201H184V204L182 205V207H181V204L179 205V203H177V202H180L181 200ZM49 200H51V199H49ZM67 200V201H68ZM78 199L77 200H75V202L76 201H78L77 203H79V202H81V200L79 201ZM92 200V199H91ZM210 200V199H209ZM1 201V200H0ZM6 201H7V199H6ZM13 201V200H12ZM52 201V200H51ZM60 201V200H59ZM71 201V200H70ZM70 201H69V203H70ZM102 201V200H101ZM225 201H227V199L225 200ZM53 202V203H52ZM52 202H49V203H52L54 206H56L55 205V202L56 201H52ZM58 202V201H57ZM73 202V201H72ZM71 202V203H72ZM176 202V203H175ZM210 202V201H209ZM41 203V204H40ZM64 203V202H63ZM67 203V202H66ZM70 203V204H71ZM102 203V202H101ZM141 203V202H140ZM182 203V202H181ZM5 204V203H4ZM3 204V206H4V208H5V206L6 205H4ZM52 204L50 205V206H52ZM61 204H62V202H61ZM80 204V203H79ZM82 204H80V205H82ZM0 205H2V204H0ZM9 205V204H8ZM41 205V206H40ZM58 205V204H57ZM68 205V204H67ZM72 205H73V203H72ZM72 205H71V207H72ZM75 205V204H74ZM79 205V207L81 208V206ZM87 205V204H86ZM91 205V204H90ZM179 205V206H178ZM256 205V204H255ZM2 206V207H3ZM61 206L62 205H60L59 207L61 208ZM78 205L76 204V207H77ZM178 206V207H177ZM214 206V207H213ZM261 206V205H260ZM41 207V208H40ZM75 207V208H76ZM85 207V206H84ZM254 207V206H253ZM6 210L8 211V207L6 206ZM51 208V209H50ZM54 208V207H53ZM79 208V209H80ZM89 208H90V210H89ZM211 208H210V210H211ZM251 208V207H250ZM0 209H1V207H0ZM41 209V210H42ZM81 209H83V207L81 208ZM142 209V208H141ZM262 207H257V208H255L254 209V211H253V215L254 216H256L258 213H260L261 211H262ZM2 210H3V208H2ZM2 210H1V212H0V216H3L4 214H2ZM5 210V211H6ZM84 210V209H83ZM195 210V209H194ZM251 210V209H250ZM9 211V212H10ZM86 211V212H87ZM144 211V210H143ZM54 212V211H53ZM94 212H96V216L95 215H93L92 213H94ZM145 212V211H144ZM143 212V213H144ZM235 212H237V211H235ZM234 212V213H235ZM7 213V212H6ZM39 213V212H38ZM37 213V214H38ZM79 213V212H78ZM83 213H85V210H84V212ZM193 213V212H192ZM75 214V213H74ZM95 214V213H94ZM146 214V213H145ZM144 214V215H145ZM84 215L86 216V218L84 217ZM141 215V214H140ZM8 216V215H7ZM12 216H10V217H12ZM45 216V217H46ZM69 216H71V218L72 219H70V220H68L69 218ZM134 216V215H133ZM207 216V215H206ZM246 216V215H245ZM42 217V216H41ZM145 217V216H144ZM204 217V216H203ZM249 217V216H248ZM2 218V217H1ZM13 218V220H15ZM47 217H46V219H48ZM135 218V217H134ZM138 218H139V216H138ZM39 219H40V217H39ZM42 219V218H41ZM49 219V220H50ZM142 219V218H141ZM186 219H187V221H186ZM11 220V219H10ZM44 220V219H43ZM68 220V221H67ZM82 220L84 221V220H86L87 222V224H85V226H84V224L82 225ZM122 220H124V221H126V219H124V217H123V219ZM131 220V219H130ZM205 220V219H204ZM209 220V219H208ZM40 221V220H39ZM117 221V220H116ZM197 221V220H196ZM201 221V220H200ZM200 221H197V222H199L200 223ZM206 221V220H205ZM211 221V220H210ZM226 221V220H225ZM259 221V220H258ZM12 222H14V221H12ZM12 222H10V223H12ZM46 222V223H47ZM128 221H126V223H127ZM142 222V221H141ZM227 222V221H226ZM249 222H251V221H249ZM20 223H19V225H20ZM83 223H85V222H83ZM130 223V222H129ZM128 223V224H129ZM139 223V222H138ZM203 223V222H202ZM208 223V222H207ZM206 223V224H207ZM210 223V222H209ZM255 223H257V222H255ZM141 224V223H140ZM198 224V223H197ZM196 224V225H197ZM204 224V223H203ZM258 224V223H257ZM44 225V224H43ZM82 225V226H81ZM121 225V224H120ZM130 225V224H129ZM222 225H223V223H222ZM69 226L71 227V230L73 231V232H70L71 230L69 229ZM240 226V225H239ZM257 226V225H256ZM83 227V228H82ZM130 227V228H131ZM195 227V226H194ZM254 227V226H253ZM20 228H21V226H20ZM200 228V227H199ZM199 228H197V229H199ZM202 228V227H201ZM200 228V229H201ZM202 228V229H203ZM241 228V227H240ZM120 229H121V227H120ZM188 229V228H187ZM194 230V229H193ZM192 230V231H193ZM253 230V229H252ZM190 231V230H189ZM198 231H200V232H196V234L198 233V237H199V234H201V233H203L201 230H198ZM82 232V233H81ZM80 233H81V235H82V237L80 236ZM166 233V234H167ZM194 233H195V231L193 232V235H194ZM119 234V233H118ZM146 234V235H147ZM163 234V233H162ZM165 234V233H164ZM163 234V235H164ZM187 234H188V232H187ZM189 234H191V233H189ZM189 234L188 235H186V236H188L189 237ZM193 235H191V236H193ZM202 235V234H201ZM204 235V234H203ZM235 235V234H234ZM61 236V237H60ZM190 236V237H191ZM84 237V238H83ZM106 237H107V235H106ZM59 238V239H58ZM61 238V239H60ZM201 238H203V237H201ZM82 239L84 240L85 239V243H84V247L82 246L83 244V242H82ZM185 239V238H184ZM200 239V238H199ZM250 239V238H249ZM58 240H62L59 244L57 243L58 242ZM129 240V239H128ZM131 240V239H130ZM187 240H188V238H187ZM201 240V239H200ZM199 240V241H200ZM204 240V239H203ZM206 240V239H205ZM204 240V241H205ZM227 240V239H226ZM183 241V240H182ZM185 241V240H184ZM197 241H198V239H197ZM199 241H198V244H199ZM203 241V242H204ZM166 242H165V244H166ZM202 242V243H203ZM231 242V241H230ZM184 243V242H183ZM197 242H195L193 245H192V247L194 246V250H195V244H196ZM229 243V242H228ZM227 243V244H228ZM237 243H238V241H237ZM263 243V242H262ZM126 244H127V242H126ZM165 244H164V246L162 245L161 246V244L159 245V246H157V248L155 249L154 248V250L152 251V253L153 254H149V256H147L148 254H144V255H141V256H136V257H134V258H131V260L129 261L130 262V264H140V263H142L143 261H145V260H149L150 258H151V256H152V258H153V261H155V264H193V260H195V257L197 256L196 254H198V252L195 250L194 251V253H195V257H194V259L192 260V258L191 259H188L187 258V256L185 257V253L184 254H182L183 252V248H181L182 249V253L181 254H179V253H176V252H178V251H173L172 249H171V247H169L170 248V250H172L171 252H169V250H168V252L169 253H166V248H168V247H166L165 246ZM182 244V243H181ZM204 244V243H203ZM87 245V246H86ZM152 244L150 243V245H147L146 246V248H143V250H146L149 246H151ZM176 245V246H175ZM201 246H202V244H200ZM199 245V246H200ZM231 245H233V244H231ZM240 245V244H239ZM59 246H57V247H59ZM128 246V245H127ZM182 246V245H181ZM196 246H197V244H196ZM73 247H74V250H75V248H76V250L74 251H72V249H73ZM125 247V246H124ZM166 247V248H165ZM184 247V246H183ZM53 248V249H52ZM199 248V247H198ZM237 248V247H236ZM50 249H52L51 251H50ZM180 249V250H181ZM193 249V248H192ZM230 249V248H229ZM240 249V248H239ZM47 250V249H46ZM142 250V251H143ZM179 250V249H178ZM199 250V249H198ZM56 252H57V250H55ZM71 251H72V253H71ZM180 252V251H179ZM194 253H193V255H194ZM56 254V255H55ZM127 254V253H126ZM131 254H133V252L132 253H129L128 255H131ZM242 254V253H241ZM263 254V253H262ZM48 255V254H47ZM46 255V256H47ZM55 255V256H54ZM151 255V256H150ZM243 255V254H242ZM192 256V255H191ZM236 257V256H235ZM237 257H238V255H237ZM240 257V256H239ZM242 258V257H241ZM240 258V259H241ZM227 259V258H226ZM229 259H231V258H229ZM239 259V258H238ZM48 261V260H47ZM233 262H235V261H233ZM239 262V261H238ZM237 262V263H238ZM248 262V261H247ZM230 263V262H229ZM228 263V264H229ZM241 263V262H240ZM239 263V264H240ZM80 264V263H79ZM129 264V263H128ZM235 264H236V262H235Z\"/></svg>","mask_w":264,"mask_h":264},{"label":"water","instance_id":"3","mask_svg":"<svg viewBox=\"0 0 264 264\" xmlns=\"http://www.w3.org/2000/svg\"><path fill=\"white\" fill-rule=\"evenodd\" d=\"M179 2V21L177 25V29L173 35L171 41V55L177 52L179 47V42L181 40L182 28H183V16L185 10V0H178ZM173 69L175 70V74L178 77V81L180 85L183 87L186 97L189 100V104L191 107V112L194 116V122L196 124V128L199 132L197 135L199 136L200 145H201V164H200V172H198L197 179L193 183V185L188 187H181L172 184H165L160 182H135L131 185L125 187L116 197L115 201L111 205L107 215L104 217L98 232L95 241V255L97 258L98 264H108L106 257H105V250H104V242L106 231L108 225L111 220V215L115 211L120 200H122L129 192L136 191V190H153V191H165V192H172L178 195H187L192 200L200 199L208 190L210 182H211V157L209 153V146L207 142V137L205 134V124L203 115L201 113L200 104L195 96L194 91L187 85L185 81H183L181 75L178 72L177 65H173ZM176 203V202H175ZM180 203V202H177Z\"/></svg>","mask_w":264,"mask_h":264}]
</instances>
